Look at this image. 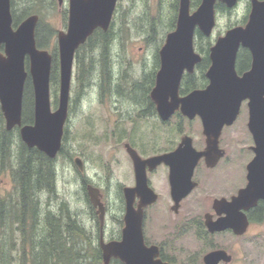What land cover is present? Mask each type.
<instances>
[{
  "label": "flooded vegetation",
  "instance_id": "1",
  "mask_svg": "<svg viewBox=\"0 0 264 264\" xmlns=\"http://www.w3.org/2000/svg\"><path fill=\"white\" fill-rule=\"evenodd\" d=\"M163 1L165 0H162L160 3ZM258 1L264 2V0ZM67 2V15L69 19V0H67ZM119 2L120 0H118L115 9L112 24ZM149 2L150 0H148V3ZM201 2L202 0H190V14H193L198 9ZM253 2L254 0H236L235 4L231 7L226 1L216 0L215 26L211 33L206 34L198 26L195 28L194 49L200 54L201 60L195 64L194 71L190 72L185 70L179 89L180 96H184L195 89H204L207 87L210 82L207 78V71L212 64L210 57L211 47L216 43L218 38L224 35L229 29L237 26H245L248 23L253 8ZM64 3L65 0H63L62 4H60L58 0L59 6H63ZM180 7L181 0H173L172 12L168 22V30L157 48L155 54L156 63L154 64L153 70L150 74L148 72L146 74L143 70L142 73H144V76L134 81L135 89L143 94L144 100L141 101V98L138 97V94L135 91L130 92L129 99H131L133 103L135 102L134 105L137 109L135 111L123 109V112L119 111L118 108L113 123H111L112 126H115V128L112 129V134H114L115 137L120 139L128 137L132 139L135 132H139L133 127L136 119L142 120L143 117L148 118L149 116H154L157 120L158 130H160L163 126L170 124L173 119L179 118L175 128L177 130L176 133L180 134V138L177 143L172 139L173 143L170 147L166 149H157L151 153H144L138 145L134 144L132 141L133 139L124 141V147L132 162L131 167L133 169V175L131 174L132 182L129 185L120 187L118 190V198L122 203V215L118 218L117 227L115 225H110V217L112 214L111 199L105 196L103 188L97 186L82 172L85 168V162L80 156L74 157L73 160L76 167L78 166L76 158H81L83 163L82 168L79 166L77 168L80 173L79 177L81 186L87 198L88 209L85 213L90 216V226H88L87 222L79 219L78 212H73L69 209L65 200H61L56 206L52 204L51 198L44 200L42 194L48 193L46 188L40 189L41 191L38 189L39 192L37 191L34 193L33 202L28 207L30 220L25 223L24 226L22 225L21 187L16 180L17 170L14 167L16 162L17 167L20 165L19 156L21 155L22 147H30H28L22 140L20 127L16 126L11 130L6 129V119L0 104V123L3 124V129L5 131L11 133V135H9L10 139L7 140V142L9 141L7 152L4 148L6 142L4 144V141L2 140V138L5 140V136L0 135V173L2 176H5V178L9 179V182H6L4 179L0 181V220L4 226L2 229L6 230V228H9V230H12L13 234L17 232L19 235V238L8 236V241H3V254H14L17 252L20 254L23 252L37 253L39 249L50 243V238L55 234L58 236L57 238H65L67 240L75 235L79 238L88 237L96 239V244L100 249L102 238L106 242L120 240L125 225L124 215L127 204L124 188H132L136 186L135 166L129 152V147L135 149L143 159H148L173 152L180 144L182 138L189 135L193 139V146L198 151H203L206 148L207 137L204 133L202 119L199 115L190 119L183 115L181 110L178 109L168 120H163L157 110V104L151 96L156 85L157 72L161 67L160 51L166 43L168 34L176 30ZM240 8L242 9L243 14L239 18L238 10ZM233 16L238 18L232 20L231 17ZM223 17H226L229 20V23L224 29L219 31L215 37V33L220 26V19ZM112 24L108 31H103L98 28L93 33L94 35L96 32L100 31L104 35L110 34V38L108 40L104 38L94 41L91 40V37L93 36L91 35L86 43L78 48L75 55V62L79 51L88 46L89 43L95 42V45L98 44L100 47L101 40L107 42L108 48L106 51L109 54L110 49V55H107L106 57L100 55L98 57L100 68L103 69L102 90L103 92L108 91L110 94H115L116 92L122 94L127 90V81L130 76H128L129 70H126L127 68H125V71L121 70L119 75L116 71L115 66H118V61L114 60V54L111 53L113 42ZM240 52H244L243 57L245 59L244 61L242 60L245 62L242 69H238L237 67ZM238 56L236 68L238 73L242 75L251 68L252 54L248 48L241 47ZM110 57L111 65H108ZM148 74L150 76L149 78L147 77ZM190 76H193V79L195 80L204 77L205 83L203 86L194 87L183 92L185 80ZM124 95L128 94L124 93ZM117 102L118 100L115 99V103ZM243 105L248 108V119L245 123L250 142L244 145V151H232L227 147L228 142L225 141L224 135L227 130H230L235 126L239 118L242 116ZM57 107L58 106H55L53 109H56ZM72 109L73 102L72 97L70 96L65 133L68 131ZM183 120L200 122L201 137L196 139L194 136L183 131ZM33 121L34 95L32 121L29 123L23 121V123L32 124ZM248 121V100H244L241 103L239 114L235 121L231 124H225L222 128L219 137V146L222 149V155L214 160H207L206 156H202L196 162L191 177L193 187L189 193H186L187 186L185 184L182 186L184 191L180 188H178V190H173L170 178V163L163 161L152 168L150 165H146L147 182L149 187L154 191L156 197L154 201L148 203L143 208L142 229L146 246L156 247L158 249V255L156 258L169 264H264V190L262 187H258L256 191L248 190L246 192V188L249 184L248 164L256 155L253 149L255 142L253 135L249 130ZM13 131H19L20 135V148L18 152L15 150V153H13L15 146ZM182 132H184V134H182ZM0 133H2V129H0ZM32 148L39 150L36 147ZM62 151L63 146L60 152ZM57 156L55 158H57ZM55 158L52 160H55ZM34 159L36 160L35 157ZM90 185L98 188L100 191V199L105 207L103 223L100 218V207L94 205L89 193ZM48 194L53 195L50 193ZM140 202L141 197L136 194L133 201L134 207L138 208ZM25 229L30 232V237L25 234ZM3 238L6 239L5 234H3ZM9 239H13V242H10ZM18 261V263L23 264L22 261ZM25 264L31 263L28 261L25 262Z\"/></svg>",
  "mask_w": 264,
  "mask_h": 264
},
{
  "label": "water",
  "instance_id": "2",
  "mask_svg": "<svg viewBox=\"0 0 264 264\" xmlns=\"http://www.w3.org/2000/svg\"><path fill=\"white\" fill-rule=\"evenodd\" d=\"M233 6L236 0H223ZM63 0H59L62 4ZM118 0H69L67 30L58 31L59 47V101L53 110L50 83L53 56L37 44L36 28L39 14H31L16 27L11 0H0V104L6 119V129L20 127L22 140L28 147H36L49 158H55L63 146L65 124L68 118L70 91L78 48L98 29L108 31ZM216 0H202L198 9L190 14V0H181L176 30L169 33L160 51L161 67L156 75V85L151 96L163 120H168L176 110L190 119L199 115L207 137V146L198 151L193 139L186 135L178 147L169 154L143 159L129 147L134 162L136 186L125 187L127 199L122 238L106 242L101 239L103 264L113 258L125 264H169L156 258L158 249L144 242L143 208L154 201L156 195L147 182L146 165L155 167L165 161L171 165L173 190L186 193L193 187L191 177L198 159H217L222 155L219 137L225 124H231L239 114L242 101L248 100V127L253 135L256 155L248 164V190H264V2L254 0L250 18L245 26L229 29L211 47L212 64L207 71L209 84L180 96L179 89L185 70L194 71L201 56L194 49V31L200 27L210 34L215 26ZM241 47L252 54L251 68L240 75L236 68ZM31 81L34 95V121L23 123L24 91ZM181 162V163H180ZM82 168L81 158H76ZM176 163V164H175ZM89 193L95 206L100 207L102 223L105 207L98 188L90 185ZM185 193V195H186ZM141 197L134 207L135 195Z\"/></svg>",
  "mask_w": 264,
  "mask_h": 264
},
{
  "label": "rangeland",
  "instance_id": "3",
  "mask_svg": "<svg viewBox=\"0 0 264 264\" xmlns=\"http://www.w3.org/2000/svg\"><path fill=\"white\" fill-rule=\"evenodd\" d=\"M161 1L150 0L148 3V0H120L119 2L112 24L113 42L111 53L114 54V60L118 61V66H115L118 75L121 70L125 71V68L129 70L128 76L130 77L127 81V90L122 94L116 92L115 95L110 94L108 91L103 92V69L100 68L98 62L101 48L98 44L95 45V42L79 51L78 56H80V59L76 58L74 64L70 91L73 102L72 114L68 131L65 133L63 140V151L55 158L54 162L56 167V194L43 193L42 196L44 200L51 198L54 206L59 204L61 200H65L69 209L78 212L79 219L87 222L88 226L91 222L90 216L85 213L88 209L87 198L81 186L78 166L76 167L74 164V157L80 156L84 160L85 168L82 172L97 186L103 188L105 196L111 199L110 225L117 227L118 218L122 215V203L118 198V190L122 186L129 185L132 182L133 175L132 162L124 147V141L133 139L134 144L138 145L144 153H151L157 149L170 147L173 143L172 139L177 143L180 138V134L176 133L175 128L179 118L173 119L170 124L158 130L157 120L154 116L135 120L133 127L139 132H135L132 139L128 137L120 139L112 134V129L115 126H112L111 123H113L117 109L119 108V111L123 112V109L132 111L137 109L134 105L135 102L133 103L129 99L130 92L135 91L141 101L144 100L143 94L135 89L134 81L144 76L143 70L146 74L147 72L150 74L153 70L156 63L157 48L167 33L173 0H165L160 3ZM16 5L19 12H21V9L28 3L24 0H16ZM38 5L41 7L42 14H36L40 15L39 21H42L45 33L44 35L42 32V37L46 38L45 36L48 34L50 36L49 45L45 49L49 50L53 59L55 57L58 59V84L50 83L51 106L53 109L58 106L60 89L57 36L59 30H66L68 26V2L65 0L64 5L59 6L58 0H43V3ZM242 14L243 11L240 8L238 17L240 18ZM238 17L233 16L231 19L236 20ZM228 23L229 20L226 17L220 19V26L215 33V37ZM18 24L15 22L14 26L16 27ZM53 30L55 31L53 32ZM109 59L108 65H111V57ZM52 63L54 66V61ZM149 74L148 78L150 77ZM124 93L128 95H124ZM115 99L118 100L117 103H115ZM242 110V116L238 122L233 128L227 130L224 135L225 141L228 142L227 147L232 151H244V145L250 142L245 123L248 119V108L243 105ZM182 123L183 131L196 139L201 137L200 122L183 120ZM0 126L3 127V124L0 123ZM12 133L13 139H15L13 149V153H15V150L18 152L20 148V135L19 131H13ZM14 168L18 170L17 162ZM2 179L9 182V179L0 173V181ZM2 227L4 226L0 220L1 249L3 248V241H8V236L19 238L17 232L13 234L9 228L4 230ZM3 234H5L6 239L3 238ZM9 240L13 242V239ZM94 242L96 244L97 240L94 239ZM10 255L12 259L6 257L1 263L21 264L18 263V260L21 261L20 253H10Z\"/></svg>",
  "mask_w": 264,
  "mask_h": 264
},
{
  "label": "trees",
  "instance_id": "4",
  "mask_svg": "<svg viewBox=\"0 0 264 264\" xmlns=\"http://www.w3.org/2000/svg\"><path fill=\"white\" fill-rule=\"evenodd\" d=\"M24 1L28 3V5L22 8L21 12H19L16 5V0H11L14 23L16 22L18 24L25 17L31 15V13L42 14V12L40 11L41 7L38 4H42L43 0ZM43 28L44 26L42 25V21H39L36 30V39L39 47L46 48L49 45L50 36L48 34L47 36H45L46 38L42 37V32L45 35ZM54 31L55 30H53V32ZM97 38H105L106 40H108L110 38V34L104 35L100 31H98L91 37V40H95ZM100 44L101 55L106 57L107 55H109L106 51V49L108 48V43L101 40ZM243 55L244 52L239 53L237 64L238 69H242L245 63L243 62L245 60ZM77 59H80V56L77 55ZM53 61L54 66L52 63L53 70L51 72V82L54 83V85L55 83L57 85L58 59L55 57ZM204 83V77L199 78L198 80L193 79V76L187 77L185 80L183 92H186L194 87L203 86ZM32 109L33 87L31 81L28 80L24 91V122L29 123L32 121ZM0 129H2V133H0V135L5 136V140L4 138H2V140L4 141V144L6 142V146L4 145V148L7 152L9 146V141L7 142V140L10 139L9 135H11V133L5 131L1 126ZM19 157L20 165L17 170L16 180L21 187V218L22 225L24 226V224L30 220L28 207L33 202L34 193L37 191L39 192V190L42 188H46L47 192L50 194L54 195L56 193V167L54 164L55 160L48 158L44 153L35 148H27L26 146H23L21 155ZM34 157L36 158V160L34 159ZM25 234L30 237V232H28L26 229ZM57 237L58 236L55 234L52 238H50V243L39 249L37 253L23 252L22 254H20L19 257L22 263L25 264V262H27L28 260L31 264H103L102 251L100 247L95 244L94 239L88 237L79 238L77 235L70 237L68 240L65 238ZM6 257L12 259V256L10 254H3L0 246V264H2L1 262ZM111 264L125 263H123L120 259L113 258Z\"/></svg>",
  "mask_w": 264,
  "mask_h": 264
},
{
  "label": "bare ground",
  "instance_id": "5",
  "mask_svg": "<svg viewBox=\"0 0 264 264\" xmlns=\"http://www.w3.org/2000/svg\"><path fill=\"white\" fill-rule=\"evenodd\" d=\"M1 243V242H0Z\"/></svg>",
  "mask_w": 264,
  "mask_h": 264
}]
</instances>
